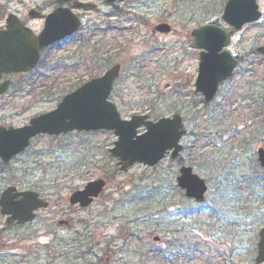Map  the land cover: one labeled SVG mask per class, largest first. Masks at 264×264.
<instances>
[{
	"label": "rangeland",
	"instance_id": "rangeland-1",
	"mask_svg": "<svg viewBox=\"0 0 264 264\" xmlns=\"http://www.w3.org/2000/svg\"><path fill=\"white\" fill-rule=\"evenodd\" d=\"M54 1L0 0V24L7 12L26 18L27 9L46 13ZM89 1L100 11L81 12L78 35L61 50L54 46L45 52L38 70L47 64L45 75L33 92L53 93L34 100L10 89L0 97V124L26 123L118 62L121 72L110 99L120 116L146 113L155 120L179 113L187 133L178 157L206 179V199L184 198L176 185L177 160L118 169L108 151L116 138L111 131L39 136L0 166V191L8 184L34 189L49 206L23 225H7L0 214V264H256L257 231L264 223V169L255 152L264 148V57L254 51L264 43V17L234 30L221 18L226 0H127L117 6ZM162 22L171 31L153 32ZM206 23L229 32L227 49L239 58L209 101L193 91L198 50L187 38ZM66 50L67 69H62L56 62ZM21 80L13 78L14 86ZM99 177L106 185L91 205L67 203L70 192ZM66 217L71 228L56 225Z\"/></svg>",
	"mask_w": 264,
	"mask_h": 264
},
{
	"label": "water",
	"instance_id": "water-1",
	"mask_svg": "<svg viewBox=\"0 0 264 264\" xmlns=\"http://www.w3.org/2000/svg\"><path fill=\"white\" fill-rule=\"evenodd\" d=\"M112 2L115 0H106ZM122 1V0H120ZM255 0H228L222 18L236 29L242 24L257 19L259 13ZM73 5L87 10L95 8L89 2L74 0ZM29 17H40L41 14L31 9ZM78 17L69 8L57 7L46 18L42 31L34 35L13 14H7L6 29L0 30V77L2 73L28 71L36 64L39 50L48 44L71 34L79 25ZM155 29L168 31L166 24ZM191 38L199 52L198 75L195 90L201 91L205 100H210L216 92L218 84L232 74L237 60L231 57L226 45L227 33L216 25H203L191 31ZM264 53V47L258 48ZM119 64H114L102 76L92 78L74 91L63 96L56 108L35 116L29 124L18 128L0 126V158L7 162L12 156L29 145V139L38 133L59 134L76 130H112L117 139L109 152L118 158L121 170L135 162L155 165L170 152L171 157L181 149L179 139L185 132L181 117H161L156 121L147 119L146 115H132L130 119H122L116 106L108 100L114 79L119 72ZM9 80L0 83V94L8 87ZM143 125L145 131L137 133ZM258 162L264 167V149L257 151ZM178 186L187 197L203 201L207 189L205 180L192 171L189 166H182L177 176ZM104 185L102 179L88 182L82 190L73 192L71 203L86 206L91 202ZM19 197V198H18ZM46 202L38 198L33 191L17 192L14 186H8L0 194V212L9 214L7 221L17 220L19 223L31 220L32 213L38 207H45ZM256 264H264V225L258 231ZM154 239H157L156 237Z\"/></svg>",
	"mask_w": 264,
	"mask_h": 264
},
{
	"label": "flooded vegetation",
	"instance_id": "flooded-vegetation-1",
	"mask_svg": "<svg viewBox=\"0 0 264 264\" xmlns=\"http://www.w3.org/2000/svg\"><path fill=\"white\" fill-rule=\"evenodd\" d=\"M67 3V5H69L71 2L70 1H66L64 4H66ZM257 5H258V9L260 10V13H261V17L259 18V20H255V21H253V22H250L249 24L250 25H255L257 22L259 23V21H261V19L264 17V1L262 2V0H257ZM24 21V20H23ZM24 23H26V25L28 24L27 23V21H25ZM0 28H2V26H0ZM68 38L69 37H65V38H63L62 40H60L58 43L60 44L59 46H58V49H62L63 47H64V42L66 41V40H68ZM264 43H262V44H260V45H263ZM43 50V49H42ZM41 52H43V51H41ZM66 54H69L68 53V50H66L63 54H61V55H63L62 57H65V58H63L62 60L63 61H65L66 59H67V55ZM261 56H263L264 57V55H261ZM20 75H25V74H20ZM45 93H47V90L45 91Z\"/></svg>",
	"mask_w": 264,
	"mask_h": 264
}]
</instances>
